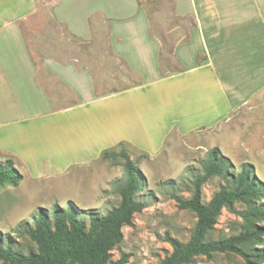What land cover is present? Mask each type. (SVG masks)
<instances>
[{
  "label": "crops",
  "instance_id": "0c3cea01",
  "mask_svg": "<svg viewBox=\"0 0 264 264\" xmlns=\"http://www.w3.org/2000/svg\"><path fill=\"white\" fill-rule=\"evenodd\" d=\"M66 1L75 7L91 3ZM172 1L176 15L190 16L194 26L190 43L176 48L183 68L162 77L140 0L92 1L116 19L114 51L147 76L140 85L93 97L89 80L69 64L48 58L30 64L16 26L36 10L38 0H0V51L8 40L11 67L23 68L24 81L35 89L31 107L13 102L0 71V153L16 160L30 180L51 179L73 168L87 171L102 162V152L120 145L153 157L172 134L193 142L231 132L228 123L247 113L264 85V2ZM200 56L204 61L197 64ZM48 83L59 94L64 87L73 89L79 101L67 105L70 93L66 100L46 94Z\"/></svg>",
  "mask_w": 264,
  "mask_h": 264
},
{
  "label": "rangeland",
  "instance_id": "374dc122",
  "mask_svg": "<svg viewBox=\"0 0 264 264\" xmlns=\"http://www.w3.org/2000/svg\"><path fill=\"white\" fill-rule=\"evenodd\" d=\"M92 1L75 7L66 0H38L36 10L16 26L30 64L37 66L47 58L61 65L69 64L89 80L93 97L142 84L147 76L113 49L118 40L112 35L111 22L116 19L105 16ZM139 8L148 18V33L156 44L158 77L180 71L183 67L176 48L190 43L192 18L176 15L172 0H140ZM3 43L7 48L0 51V71L8 81L6 89L13 102L24 101L29 108L35 89L30 81H24L23 68L15 72L11 67L10 42ZM203 59L198 57L196 63ZM57 90L49 83L45 88L46 94L53 93L65 100L70 93L67 105L79 101L73 89L64 87L60 94ZM255 97L245 115L241 113L228 123L231 132H214L193 142L180 141L178 135L172 134L153 157L128 146L114 149L117 154L125 152L139 170L144 188L138 192V199L146 204L141 213L134 215L132 226L122 228V243L111 252L114 261L125 256L126 264H160L171 254L169 240H189L196 218L190 211L180 210L176 198L190 199L192 182L202 175L206 154L213 148L230 160L235 172L242 164L251 165L254 176L264 184V85ZM7 160L14 163L23 177L16 188H0V235L10 238L14 247L24 250L29 246L27 238L19 235L31 228L39 208L50 210L55 204L64 208L72 202L82 212L80 217L87 218L89 214L103 216L119 203L117 186L123 176V161L119 157L98 162L87 171L73 168L66 176L39 180H30L16 160L0 153V162ZM224 186V180L210 179L202 188V202L206 204ZM244 209V205L237 204L234 213L223 210L209 237L219 240L238 234L242 225L238 214ZM258 225L264 228V220ZM251 247L264 249V236ZM193 264L247 263L234 254L222 253L210 258L197 257Z\"/></svg>",
  "mask_w": 264,
  "mask_h": 264
},
{
  "label": "trees",
  "instance_id": "16d2710c",
  "mask_svg": "<svg viewBox=\"0 0 264 264\" xmlns=\"http://www.w3.org/2000/svg\"><path fill=\"white\" fill-rule=\"evenodd\" d=\"M121 146V145H120ZM119 157L123 161L122 181L117 186L119 203L103 216L82 212L68 202L64 208L55 204L50 210L37 209L32 226L20 237H26L29 246L24 250L14 247L10 238L0 235V262L2 264H126L127 258L112 259L111 252L123 240L122 228L131 227L134 215L141 213L145 202L138 199L144 188L139 170L125 152L106 150L102 161ZM202 175L194 178L190 199L176 198L180 210L194 214L195 225L189 240L181 243L169 240L171 254L160 264H193L197 257L210 258L217 254H234L247 264L264 263V249L252 248L264 236L258 224L264 220V184L254 176L249 164H242L239 171L218 148L210 150L202 165ZM219 178L225 186L202 202V188L210 180ZM23 177L11 160L0 162V188L17 187ZM237 204L245 206L238 215L242 219L240 232L229 238L213 240L214 230L223 210L234 213ZM22 226V225H21Z\"/></svg>",
  "mask_w": 264,
  "mask_h": 264
}]
</instances>
